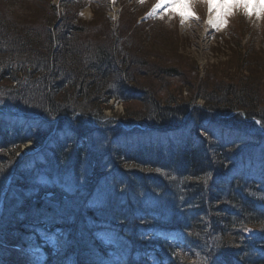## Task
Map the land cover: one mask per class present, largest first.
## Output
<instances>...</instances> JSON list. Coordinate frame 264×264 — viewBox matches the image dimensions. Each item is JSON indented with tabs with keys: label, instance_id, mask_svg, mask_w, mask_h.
Here are the masks:
<instances>
[{
	"label": "trees",
	"instance_id": "1",
	"mask_svg": "<svg viewBox=\"0 0 264 264\" xmlns=\"http://www.w3.org/2000/svg\"><path fill=\"white\" fill-rule=\"evenodd\" d=\"M15 9L25 10L0 6V264L18 263L28 237L43 244L37 229L66 236L59 252L45 246V264L58 253L76 264H264V75L223 80L200 107H170L142 80L176 71L143 56L135 18L91 30L101 22L66 12L18 23ZM110 99L144 107L107 118ZM11 116L40 130L15 135ZM140 127L141 139L169 131V145L140 142ZM26 139L41 148L21 160ZM101 226L115 245L96 238Z\"/></svg>",
	"mask_w": 264,
	"mask_h": 264
},
{
	"label": "rangeland",
	"instance_id": "2",
	"mask_svg": "<svg viewBox=\"0 0 264 264\" xmlns=\"http://www.w3.org/2000/svg\"><path fill=\"white\" fill-rule=\"evenodd\" d=\"M57 1L0 0V6L16 4L18 9H25L24 12L15 9L16 12L10 13L18 23H20L19 17L29 23V19L35 20L40 15L49 18L53 13L57 16L66 12L76 13L75 15L83 21L101 22L100 28L96 24L90 26L91 30L103 29L102 23L108 21L111 22L113 30L117 31L121 28V22L127 17L137 19L136 28L133 25L131 27L135 32L133 36L142 39L139 41L143 48H140V52H143V56L151 64H157L156 58L160 57L165 59L163 64L168 65L159 66H169V69L173 68L176 71L175 73L169 71V75H165L167 77L165 80L155 78L142 80L154 88L155 94L164 99L168 95L170 107H175V103L184 101H192L194 102L192 106L200 107L204 99L199 96L208 93L207 89L210 91L214 89L221 81L249 73L253 76L264 75V65L262 67L264 0H212L213 4L220 5L212 13L209 12L208 0H184L183 3H179L180 9L174 8L172 11L167 8L154 11L158 0H118L114 7L112 6L113 9L111 8L112 11L115 10V14L112 12L113 16L106 2L94 4L92 0H83V4L81 0H71L73 5L67 3L70 8H66L65 0H60V7H56ZM244 2L248 3L247 12L252 15L246 14L243 8L232 7L234 4ZM135 7L141 9V12ZM56 16L54 19H58ZM209 20H212L213 24H209ZM139 22L143 25L147 24V28ZM141 29L143 35H140ZM168 40L169 50L165 47L160 48L164 41ZM247 52L249 53L246 58L244 53ZM0 100L3 101L0 105L7 110L5 99L0 98ZM107 106L103 110L107 118L114 114H122L126 107L129 109L144 107L138 100L121 102L115 99L110 100ZM142 128L144 127L140 130ZM261 130L264 132L263 127ZM244 229L248 233H254L252 228Z\"/></svg>",
	"mask_w": 264,
	"mask_h": 264
},
{
	"label": "snow or ice",
	"instance_id": "3",
	"mask_svg": "<svg viewBox=\"0 0 264 264\" xmlns=\"http://www.w3.org/2000/svg\"><path fill=\"white\" fill-rule=\"evenodd\" d=\"M184 0H158V3L156 4L154 11L156 10H162L164 8H167L169 11H172L176 4L183 3ZM209 4V12L212 13L216 10L217 7H220V5H216L212 3V0H208ZM259 6V5H258ZM232 7H240L243 8L246 14L252 15V13H248V3H239L234 4ZM182 20H183V14ZM256 15H260L259 13H256ZM218 19V18H217ZM209 24H213L212 20H209ZM218 26V25H217ZM3 101L0 100V104H2ZM259 123V122H258ZM159 171V169L157 170ZM36 183L38 184H49L52 183V181L46 176V175H38L36 177ZM207 183V181H205ZM64 190L66 192H72L74 191V185L71 183H67L64 185ZM90 204L92 206H100L102 204V201L98 198H94L92 201H90ZM2 210V209H0ZM247 231V230H246ZM36 232L40 236L41 240L43 241V244H37L36 243V237L31 236L28 237L27 240L30 241L28 243V246L23 249V251L30 257L31 264H45L47 260V254L44 251L45 246L51 247L55 252H59L61 248L66 244V236L63 232L60 230H57L56 232H47L43 229H37ZM96 238L105 242V243H112V234L111 231L106 226H101L100 230H98L96 233ZM157 235L168 237L169 234L166 233H157ZM66 264H72L71 258H69L66 261Z\"/></svg>",
	"mask_w": 264,
	"mask_h": 264
},
{
	"label": "bare ground",
	"instance_id": "4",
	"mask_svg": "<svg viewBox=\"0 0 264 264\" xmlns=\"http://www.w3.org/2000/svg\"><path fill=\"white\" fill-rule=\"evenodd\" d=\"M174 8H176V9H180V5H179V3L178 4H176L175 5V7ZM218 13H219V11H218ZM158 131V130H157ZM146 139H163L162 137H158V136H146L145 137Z\"/></svg>",
	"mask_w": 264,
	"mask_h": 264
}]
</instances>
